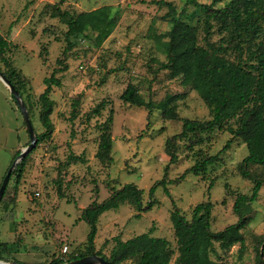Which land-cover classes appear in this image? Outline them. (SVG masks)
Masks as SVG:
<instances>
[{"label":"rangeland","instance_id":"obj_1","mask_svg":"<svg viewBox=\"0 0 264 264\" xmlns=\"http://www.w3.org/2000/svg\"><path fill=\"white\" fill-rule=\"evenodd\" d=\"M161 0H0V37L4 56L16 74L17 86L35 134L44 129L39 121L38 96L43 79L56 71L61 85L50 93L53 132L25 155L19 177L17 162L11 171L0 203V260L24 264L64 262L72 255L85 254L89 225L81 219L84 208L106 200L113 190L126 183L142 189L141 203L152 201L149 210L138 211L130 202L107 210L97 219L94 252L108 257L117 240L141 233L168 241L174 264L178 255L170 213L174 208L187 219L195 204L212 203L210 227L222 230L238 219L233 211L237 194L249 195L253 181L244 178L238 165L247 155L245 143L232 136L227 127L175 139L170 151L177 161L169 163L166 140L181 130L182 118L204 121L211 111L184 76L172 77L160 68L166 60L164 44L170 29L168 8ZM175 13L193 28L197 46L213 45L230 60L247 58L232 41L229 30L214 18L206 20V7H224L237 0H165ZM250 3L264 0H248ZM108 6L114 26L103 38L87 29L65 49L67 26L53 15V7L76 15ZM264 27V21H262ZM264 38L260 32L256 41ZM64 67V68H63ZM0 71L7 67L0 60ZM133 84L145 101L171 98L175 118H165L161 110H148L125 103L120 95ZM104 101L99 113L93 109ZM77 102L75 105L74 103ZM112 115L111 160L95 157L104 120ZM148 115V116H147ZM234 125V120L228 124ZM29 143L21 112L0 79V184L14 155ZM226 148L220 151L224 145ZM219 154V160L195 175L178 177L203 157ZM75 156L76 158H71ZM249 173L262 180L256 200L243 204L246 223L243 244L220 249L213 243L210 258L216 264H264V165H251ZM165 181L167 195L157 186ZM176 179V180H175ZM130 257L120 264H136Z\"/></svg>","mask_w":264,"mask_h":264},{"label":"trees","instance_id":"obj_2","mask_svg":"<svg viewBox=\"0 0 264 264\" xmlns=\"http://www.w3.org/2000/svg\"><path fill=\"white\" fill-rule=\"evenodd\" d=\"M168 8L166 14L169 17L170 29L164 44L166 60L160 68L168 70L172 77L184 76L190 80L191 88L195 90L211 111V118L200 121L182 118V126L179 133L169 137L165 142V148L170 149L175 139L199 132H211L215 128L227 127L234 137L240 138L246 145L247 155L238 165L241 175L253 181L249 195L237 194L233 202V211L238 219L222 230L212 231L210 227V214L212 203L209 200L199 202L191 210V217L187 219L177 208L170 213L174 236L176 238L178 255L174 264H216L210 258L213 253V243L217 242L220 249H228L232 245L243 244L244 237L241 228L246 223V218L241 215L240 208L243 204L256 200L262 180L254 178L248 171L251 165H264V38L256 41L260 32L264 33L262 21H264V4L261 2L250 3L248 0L230 1L224 7H206V20L217 19L221 25L229 30L231 40H237L235 46L242 50L245 42L247 58L230 60L213 45L208 47L197 46L194 41L193 28L183 18L184 11L178 15L170 1H159ZM53 15L66 24L65 40L69 49L74 44V39L87 29L97 32V37L103 38L113 28L115 22L109 16V7L102 6L91 11H82L71 15L68 11L53 7ZM5 41L0 37V60L7 67V73H3L12 82L16 71L11 66L8 58L4 56ZM64 68V67H63ZM53 71L50 76L43 79L45 87L38 96L39 121L43 131L36 135L37 144L44 139L50 138L53 125L50 115L53 111V100L50 93L54 86H60L61 80ZM14 85V84H13ZM15 86V85H14ZM15 88L19 91L17 86ZM120 99L135 106H142L148 110V115L153 109L161 110L165 118H175L176 113L171 104V98L154 103L145 101L138 93L136 87L129 83L120 95ZM75 105L77 102L74 103ZM104 106L101 101L94 113ZM147 115V116H148ZM231 120L232 123L228 124ZM112 115L110 114L100 127L99 142L95 157L99 160H111V126ZM228 143L223 146V151ZM169 154V163L177 161L174 151ZM18 152L14 155V158ZM25 157V156H24ZM71 158H76L71 155ZM219 160V154L205 156L193 166L186 169L179 177L183 178L186 173L195 175L203 172L207 166ZM26 158H22L18 166L17 177L20 176ZM11 177V176H10ZM9 177V179H10ZM8 179V182H9ZM176 180V179H175ZM6 184L3 196L5 194ZM157 186H162L164 192L169 195L164 178L156 181L149 188V196L154 193ZM142 189L130 182L119 189L113 190L111 195L101 203H93L81 212V219L89 225L86 235L87 255L94 252V239L97 232V219L107 210L116 209L124 202H130L138 211H147L152 206L148 201L144 206L141 203ZM2 196V197H3ZM2 198L0 200V203ZM98 254V253H95ZM173 252L169 248L168 241L163 237L152 236L149 233H141L124 241L117 240L108 257L102 256L108 264H120L122 261L135 257L136 264H169ZM86 256L85 254L72 255L65 261L74 260ZM62 259H54L49 264H60Z\"/></svg>","mask_w":264,"mask_h":264},{"label":"water","instance_id":"obj_3","mask_svg":"<svg viewBox=\"0 0 264 264\" xmlns=\"http://www.w3.org/2000/svg\"><path fill=\"white\" fill-rule=\"evenodd\" d=\"M0 79L2 80V82L6 85V87L8 88L9 93L12 95L13 99L15 100L24 124H25V129L28 133L29 136V143L26 147H24L19 153L18 155L15 157V159L13 160V162L11 163L10 167L7 169L6 174L4 175L2 182L0 184V200L3 196L6 184L8 182V179L11 175V171L13 170L14 166L17 164V162L19 160H21L36 144L37 138H36V134L31 122V119L29 117L26 105L24 103V101L21 98V94L20 92L15 88V86L13 85V83L11 82V80L9 78L6 77L5 74H3V72L0 71ZM0 264H24V263H20L17 261H3L0 260ZM60 264H108V261L106 259H104L102 256L97 255L95 253L90 254V255H86L74 260H70V261H66Z\"/></svg>","mask_w":264,"mask_h":264}]
</instances>
